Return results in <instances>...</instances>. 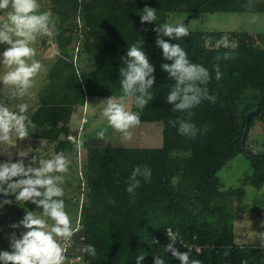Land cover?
I'll return each instance as SVG.
<instances>
[{"label": "trees", "instance_id": "obj_1", "mask_svg": "<svg viewBox=\"0 0 264 264\" xmlns=\"http://www.w3.org/2000/svg\"><path fill=\"white\" fill-rule=\"evenodd\" d=\"M263 3L50 0L57 29L51 38L57 53L37 95L38 104L28 114L30 129L53 144L55 152L71 150L80 143L78 135L83 128V124L79 129L71 127L72 108L83 106L91 97L132 99L129 110L139 115L140 122H160L162 126L161 146L154 148L113 145L110 135H97L103 128L87 135L107 144L84 147L83 199L77 226L64 252L65 260L136 264V256L142 254L140 264H154L157 256L164 264H181L167 247L172 244L178 251H188L190 260H199L200 264H264V246L239 244L234 231L240 213L236 200L246 196V186L259 190L264 184V144L258 150L263 156L241 147L245 114L254 108L264 112V48L252 45L244 33L235 30V49L216 47L214 39L224 36L220 32L189 30L179 39L162 37L179 44L191 63L202 64L209 73L206 82H195L201 89L199 102L175 109L179 100H167L175 80L162 68L172 61L163 57L156 43L162 35L157 29L171 11L187 12L182 21L186 26L189 19L202 12L261 11ZM145 6L156 9V21H141ZM133 44L141 47L154 68L153 84L147 90L151 98L145 96L143 106L137 100L141 93L126 96L120 83L127 50ZM225 53L230 55L225 58ZM81 58L86 64L84 70ZM217 71L221 73L219 79ZM260 112L248 121V146L255 121L264 122ZM181 123L191 127L181 132ZM238 154L248 159L250 172L239 179L238 186L225 188L217 171ZM137 166L149 167L151 177L137 174L139 186L130 193L127 189L133 184L132 172ZM12 195L0 194V203ZM88 244L95 247L94 256L83 251ZM0 249L11 251L1 236Z\"/></svg>", "mask_w": 264, "mask_h": 264}, {"label": "clouds", "instance_id": "obj_2", "mask_svg": "<svg viewBox=\"0 0 264 264\" xmlns=\"http://www.w3.org/2000/svg\"><path fill=\"white\" fill-rule=\"evenodd\" d=\"M38 0H0V12H6V20L0 21V43L8 45L0 52V64L8 70L0 74V84L18 86L19 95L23 96L32 86L33 80L41 70V62L33 59L36 49L32 46L37 35L53 36L56 34V22L50 11H38ZM156 9L145 6L140 16L142 22L157 20ZM162 35L157 37L156 43L162 48V55L172 63H165L162 68L167 70L174 78L175 85L167 96V100L179 103L175 109H185L199 102L201 89L196 81L206 82L208 69L202 64L191 63L185 50L179 45L170 43L162 37L179 39L189 34L188 27L184 23H164L157 29ZM15 37V38H14ZM220 46L235 49L237 42L229 41L227 35L221 36L216 41V47ZM227 58L230 53H225ZM31 59V63L26 61ZM153 65L150 64L145 52L137 44L131 45L127 50L126 67L121 69L122 80L120 81L123 93L131 96L135 92L141 93L137 98L140 106H143L151 94L147 92L153 84ZM221 73L217 71L216 78ZM119 99H108L103 109V117L114 129L124 133L127 138L131 137L128 131L131 127L139 124V115L125 107ZM28 104L18 105V111L10 110L9 107L0 104V145L14 144L29 134L32 121L27 115ZM191 125L181 123L179 131H188ZM99 136L104 132L99 131ZM18 156L23 157L25 152L20 151ZM35 159V157H33ZM39 167L26 166L23 159L16 161L0 162V194L9 192L15 195L19 201L31 200L38 206L43 207V215L50 217L53 223L49 225L45 219L28 212L20 221L27 229L20 238H14L11 242V251L0 249V262L3 264H63L65 259V246L58 242V238L68 240L72 237L74 228L65 210V202L59 199L64 195L61 186L64 180L59 173H66L69 169V161L63 153H57L51 158L41 159ZM143 172L145 179L151 177V169L144 166L134 168L132 172L133 184L127 189L133 192L139 186L137 174ZM56 173V174H54ZM16 178V179H13ZM38 197H42L37 199ZM7 202V201H5ZM18 225H13L17 227ZM172 255L177 257L181 264H200L199 260L191 259L188 251H178L172 244L167 246ZM83 251L95 255V247L85 245ZM199 251V249H197ZM143 255L136 256V264H140ZM154 264H164V260L157 256Z\"/></svg>", "mask_w": 264, "mask_h": 264}, {"label": "rangeland", "instance_id": "obj_3", "mask_svg": "<svg viewBox=\"0 0 264 264\" xmlns=\"http://www.w3.org/2000/svg\"><path fill=\"white\" fill-rule=\"evenodd\" d=\"M261 1V0H252ZM264 1V0H262ZM40 5L38 11H50V0H38ZM258 10H246L241 12L235 11H217V12H202L197 16L189 19L186 27L189 30L206 31V32H220L221 35L229 36L233 41V30L242 32L252 45L264 48V3ZM7 13L0 12V21L6 20ZM188 13L183 10H175L169 12L164 23L176 24L186 19ZM54 17V16H53ZM15 38V37H14ZM214 41H217L214 39ZM216 44V42H215ZM32 46L36 49V56L33 59L41 62V70L33 78L32 86L27 92L21 96L19 95L18 86L0 84V104L10 108V110L18 111V105L21 103L28 104L27 115L33 111L37 104V95L43 85L46 73L52 63L53 56L57 53L56 45L53 39L49 36L37 35L36 40ZM8 45L0 43V52H2ZM2 59V57H0ZM31 63V59H27ZM80 67L82 70L86 68L85 61L80 59ZM8 69L0 64V74ZM121 98V97H119ZM112 98V99H119ZM110 98L106 97H91L88 98L83 106L76 107L72 121H70L72 128H83L78 135L80 143L74 146L71 150L63 154L69 161V169L66 173H59L64 177L62 187L64 188V195L59 197L65 202V210L71 220V227L74 229L78 223L80 203L83 199V172L82 162L84 161V147L95 143L107 144L106 141L100 139L95 140L93 137L87 135L96 128H103V132L110 135L111 142L117 146L130 147H160L162 143V126L160 122H139V124L131 127L128 131L131 137L127 138L124 133L111 127L106 118L103 117V109L106 107L107 101ZM125 107L130 109L134 101L123 97ZM73 113V112H72ZM256 120L248 135V144L254 150H259L264 141V133L261 134ZM73 136H71V139ZM251 140H255L254 143ZM26 153L23 157L17 155L18 152ZM57 154L53 149V144L47 143L40 138L38 131L29 129V134L20 140H15L14 144L0 145V162L2 161H16L23 159L26 166L39 167L41 159H48ZM35 157V159H33ZM250 172V164L244 154H238L229 160L223 167L217 171V176L223 187H236L239 185V179L246 173ZM56 174V173H54ZM261 191L251 186L245 187L244 197L236 200L235 206L240 213L234 221V231L236 235V242L239 244H257L264 246V195ZM42 197H38L40 199ZM7 202L0 203V236L2 240L11 248V242L14 238H20L22 234L27 231L20 221L28 212L40 216L45 219L46 223L51 225L53 221L50 217L43 215V207L38 206L29 201H19L13 194ZM18 225L13 227V225ZM58 242L65 246L67 251V242L63 238H58ZM63 264H83L80 259L65 260Z\"/></svg>", "mask_w": 264, "mask_h": 264}, {"label": "water", "instance_id": "obj_4", "mask_svg": "<svg viewBox=\"0 0 264 264\" xmlns=\"http://www.w3.org/2000/svg\"><path fill=\"white\" fill-rule=\"evenodd\" d=\"M258 112H260L259 109H258V108H254L253 110H250V111H248V112L245 114V125H244L243 132H242V136H241V147H242L244 150H246V151H248V152H250V153L256 154V155H258V156H263V154H262L260 151L252 149L251 147H249V146L246 145V143H245V135H246V133H247V124H248V121H249L250 117H251L253 114L258 113ZM260 113L264 115V112H260Z\"/></svg>", "mask_w": 264, "mask_h": 264}, {"label": "crops", "instance_id": "obj_5", "mask_svg": "<svg viewBox=\"0 0 264 264\" xmlns=\"http://www.w3.org/2000/svg\"><path fill=\"white\" fill-rule=\"evenodd\" d=\"M81 105H75L73 108H72V112L73 113H71V121H72V117H73V115H74V111H75V108L77 107H80ZM258 126L260 127V131H261V134H263L264 133V122H259L258 123ZM262 144H264V141H263V143ZM261 192L260 193H262L263 195H264V184L262 185V187L259 189Z\"/></svg>", "mask_w": 264, "mask_h": 264}]
</instances>
